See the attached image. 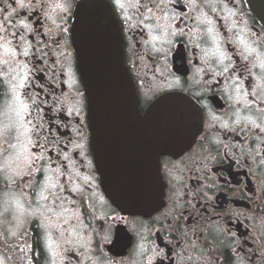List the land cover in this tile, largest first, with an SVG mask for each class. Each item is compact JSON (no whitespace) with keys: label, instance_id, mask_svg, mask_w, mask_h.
I'll return each instance as SVG.
<instances>
[{"label":"flooded vegetation","instance_id":"obj_1","mask_svg":"<svg viewBox=\"0 0 264 264\" xmlns=\"http://www.w3.org/2000/svg\"><path fill=\"white\" fill-rule=\"evenodd\" d=\"M82 1L121 51L91 114ZM119 167L157 200L119 203ZM0 264H264V26L245 0H0Z\"/></svg>","mask_w":264,"mask_h":264},{"label":"water","instance_id":"obj_2","mask_svg":"<svg viewBox=\"0 0 264 264\" xmlns=\"http://www.w3.org/2000/svg\"><path fill=\"white\" fill-rule=\"evenodd\" d=\"M245 1L255 18L264 26V0ZM112 23L111 14L102 3L82 1L78 4L73 22V43L90 114L96 103L108 100L110 95H107V86L109 82H117L111 79V76L122 74L121 51L118 40L114 39ZM116 97L117 95L111 96V99ZM159 106L167 109L170 115L173 109L175 111L180 108L185 109L187 103L166 99L162 100ZM122 171V167L114 169L113 175L119 203H123L132 210L140 211L157 200L158 186L154 183L147 184L150 181L149 177L145 178V183L139 184L132 178L124 177L121 174ZM150 187L155 189L145 191Z\"/></svg>","mask_w":264,"mask_h":264}]
</instances>
